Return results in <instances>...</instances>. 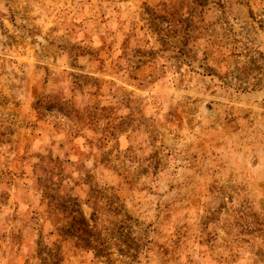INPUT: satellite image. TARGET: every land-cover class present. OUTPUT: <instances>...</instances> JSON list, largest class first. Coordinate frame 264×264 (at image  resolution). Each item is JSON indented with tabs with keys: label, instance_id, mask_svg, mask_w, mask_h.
Instances as JSON below:
<instances>
[{
	"label": "rangeland",
	"instance_id": "374dc122",
	"mask_svg": "<svg viewBox=\"0 0 264 264\" xmlns=\"http://www.w3.org/2000/svg\"><path fill=\"white\" fill-rule=\"evenodd\" d=\"M0 264H264V0H0Z\"/></svg>",
	"mask_w": 264,
	"mask_h": 264
}]
</instances>
